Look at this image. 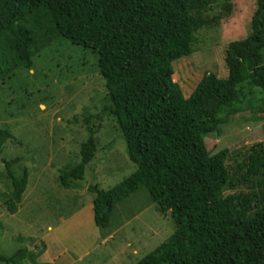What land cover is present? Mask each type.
<instances>
[{
	"label": "trees",
	"instance_id": "16d2710c",
	"mask_svg": "<svg viewBox=\"0 0 264 264\" xmlns=\"http://www.w3.org/2000/svg\"><path fill=\"white\" fill-rule=\"evenodd\" d=\"M234 1L0 0V84L30 70L56 41L96 55L107 91L103 111L120 129L136 169L107 191L89 187L93 221L100 231L107 229L115 205L142 187L175 227L135 264H264V140L230 171L228 152L211 155L203 139L220 135L226 117L236 111L259 106L264 111V0H256L246 37L228 44L226 79L205 73L187 98L172 79V63L194 54L198 35L220 27ZM101 126L88 128L79 163L59 169L61 188L72 189L84 178ZM9 141L21 145L0 126V158ZM19 159L4 161L9 214L18 211L28 185ZM248 183L260 195L234 191ZM36 247L0 255V263L42 264L37 260L45 243Z\"/></svg>",
	"mask_w": 264,
	"mask_h": 264
},
{
	"label": "rangeland",
	"instance_id": "374dc122",
	"mask_svg": "<svg viewBox=\"0 0 264 264\" xmlns=\"http://www.w3.org/2000/svg\"><path fill=\"white\" fill-rule=\"evenodd\" d=\"M255 3L234 1L220 27L198 35L195 53L172 63V79L185 98L205 73L220 80L227 78L224 57L228 44L248 34ZM104 86L96 55L64 41L43 50L30 70L19 71L0 84V126L9 128L21 143L6 142L0 158V255L9 257L18 249L37 250L36 246L45 243L44 238L49 242L57 238L75 255L94 229L90 207L94 194L89 187L107 191L134 173L136 166L127 157L122 133L103 111L107 96ZM226 118L220 135L209 133L203 139L211 155L228 152L226 166L233 171L250 147L264 140V111L261 106L247 108ZM99 124L102 126L94 136L97 152L87 164L84 178L74 182L72 189L61 188L57 183L59 169L79 163V146L88 138V128L97 130ZM18 156V166L27 169L28 185L18 211L9 214L3 203L9 192L4 161ZM17 168L14 172L20 175ZM234 191L260 195L253 183L237 186ZM118 226L123 229L116 237L127 233L138 239L137 250L129 252L127 264H135L166 241L175 228L171 215L159 214L142 187L115 205L109 228ZM97 241L99 244L100 239ZM96 248L94 255L104 249L101 244Z\"/></svg>",
	"mask_w": 264,
	"mask_h": 264
},
{
	"label": "crops",
	"instance_id": "0c3cea01",
	"mask_svg": "<svg viewBox=\"0 0 264 264\" xmlns=\"http://www.w3.org/2000/svg\"><path fill=\"white\" fill-rule=\"evenodd\" d=\"M90 207L92 208V205ZM93 228L91 238L86 239V245L82 250L76 251L75 255L70 252L65 243H60L57 238L55 242H49V239L44 238L45 249L38 262L42 264H122V262L127 264V259L130 257L129 252H134V249L137 248L138 239H133L127 233L119 234L116 237L119 230L123 229L122 226L111 230L110 227L105 231H100L94 223ZM48 231H52L51 227H48ZM95 237L100 239L99 244L98 239L94 242ZM100 244L103 245L104 249L97 251L94 255L97 249L96 246ZM53 248H56V250H53ZM124 260L126 261L124 262Z\"/></svg>",
	"mask_w": 264,
	"mask_h": 264
},
{
	"label": "water",
	"instance_id": "95a60500",
	"mask_svg": "<svg viewBox=\"0 0 264 264\" xmlns=\"http://www.w3.org/2000/svg\"><path fill=\"white\" fill-rule=\"evenodd\" d=\"M107 209H108V207L105 206L104 209H103V213L107 212ZM30 249H31V248H30Z\"/></svg>",
	"mask_w": 264,
	"mask_h": 264
},
{
	"label": "clouds",
	"instance_id": "9594fccd",
	"mask_svg": "<svg viewBox=\"0 0 264 264\" xmlns=\"http://www.w3.org/2000/svg\"><path fill=\"white\" fill-rule=\"evenodd\" d=\"M109 226H110V220H109ZM108 228V227H107ZM99 229V228H98ZM105 231V230H104Z\"/></svg>",
	"mask_w": 264,
	"mask_h": 264
}]
</instances>
